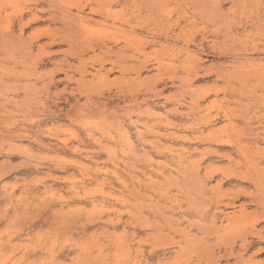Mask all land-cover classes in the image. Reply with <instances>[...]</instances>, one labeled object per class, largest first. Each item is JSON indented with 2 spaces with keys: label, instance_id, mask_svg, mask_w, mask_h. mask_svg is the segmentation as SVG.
<instances>
[{
  "label": "rangeland",
  "instance_id": "374dc122",
  "mask_svg": "<svg viewBox=\"0 0 264 264\" xmlns=\"http://www.w3.org/2000/svg\"><path fill=\"white\" fill-rule=\"evenodd\" d=\"M0 264H264V0H0Z\"/></svg>",
  "mask_w": 264,
  "mask_h": 264
},
{
  "label": "bare ground",
  "instance_id": "6f19581e",
  "mask_svg": "<svg viewBox=\"0 0 264 264\" xmlns=\"http://www.w3.org/2000/svg\"><path fill=\"white\" fill-rule=\"evenodd\" d=\"M78 15V14H77ZM34 16V20L35 19H37V16L36 15H33ZM87 20H88V18H86ZM86 19H85V17H80L78 20H80V22H81V24H84L85 22H86ZM79 23V22H78ZM81 24H80V26H81ZM81 27H83V28H85L84 26H81ZM88 27V26H87ZM82 29V28H81ZM85 30V29H84ZM84 30H82V31H84ZM84 35V34H83ZM86 39V38H85ZM88 43H89V41H88ZM109 72V71H108ZM106 75V74H105ZM101 78H106V77H104V76H100ZM98 141V140H97ZM81 142V141H80ZM47 148V147H46ZM85 176V175H84ZM110 199V198H109ZM110 201V200H109ZM90 246V245H89Z\"/></svg>",
  "mask_w": 264,
  "mask_h": 264
}]
</instances>
